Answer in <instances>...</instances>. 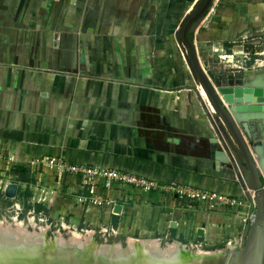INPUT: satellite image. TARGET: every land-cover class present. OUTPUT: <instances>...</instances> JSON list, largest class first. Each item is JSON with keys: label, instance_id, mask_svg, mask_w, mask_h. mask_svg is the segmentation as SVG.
<instances>
[{"label": "crops", "instance_id": "obj_1", "mask_svg": "<svg viewBox=\"0 0 264 264\" xmlns=\"http://www.w3.org/2000/svg\"><path fill=\"white\" fill-rule=\"evenodd\" d=\"M197 1L0 0V188L17 183L24 198L28 186L13 171L27 168L38 181L27 200L81 227L116 224L141 239L179 243L235 240L251 203L233 169L210 156L217 144L208 105L192 90L176 38ZM258 26L264 0H216L194 33L207 73L221 69L212 59L225 42ZM37 158L217 192L240 204L212 209L168 190L58 178L33 167Z\"/></svg>", "mask_w": 264, "mask_h": 264}, {"label": "water", "instance_id": "obj_2", "mask_svg": "<svg viewBox=\"0 0 264 264\" xmlns=\"http://www.w3.org/2000/svg\"><path fill=\"white\" fill-rule=\"evenodd\" d=\"M215 1L198 0L176 38L197 84L192 90L208 105L206 113L216 135L212 142L217 144L210 156L217 166L224 164L233 169L251 203L242 237L231 240L222 250L201 254L185 249L186 245L170 248V244L152 239L109 244L93 237L50 238L46 231L0 224V258L5 257L0 264H264V150L258 152L262 156L259 160L257 149L253 150L249 142V120L264 112V86L259 81L232 86L214 82L208 75L200 61L194 33L208 20ZM257 117L264 119V114ZM5 197L20 199L17 183L6 186ZM115 212H120V206ZM12 255L20 260L11 261Z\"/></svg>", "mask_w": 264, "mask_h": 264}, {"label": "rangeland", "instance_id": "obj_3", "mask_svg": "<svg viewBox=\"0 0 264 264\" xmlns=\"http://www.w3.org/2000/svg\"><path fill=\"white\" fill-rule=\"evenodd\" d=\"M222 56H227V58L222 59ZM212 60L217 62L221 67L220 70H210L208 73L214 82L218 81L222 84L236 86L246 85L251 82L257 83L259 81L260 85L264 86V73L260 72V70L264 69V26H258L254 33H248V37L246 36L242 38H236L235 41L225 42L224 52L214 54V59ZM202 64L204 65L206 71H208V61L206 60L203 62L202 59ZM245 69L248 74L253 71H259L249 75L255 77V74L260 73V77L262 78H257L256 76L255 79L258 80L252 79L245 74ZM261 113L264 114V112ZM258 115L256 114L254 118H251V121H249V131L251 134L249 142L253 150L255 148L257 149V151H255V155L259 160H261L262 156H260V153L258 152L264 150V122L260 121L261 118L257 117ZM262 121H264V119H262ZM13 172L16 174L17 170H14ZM14 178L15 177H4V180H12ZM2 188L5 189L6 186H2L0 190ZM1 199L2 198L0 197V202L2 203L3 207V209L0 211V221L3 222H0L1 224L18 225L24 229L26 228L32 231H46L47 236L50 238L54 236H58V238L62 239H68L69 237L73 236H78L80 238L93 237L97 242H106L109 244H125L126 242H132L133 240L141 239L135 235H131L127 231L118 229L116 226L114 229L112 227L105 226L99 228L90 226L81 227L80 225L73 224L71 220L52 214L51 211L49 215L45 211H38L36 204L45 206L44 203H34L22 198L15 199L16 202L9 206V203L6 200L1 201ZM242 233L243 231L238 234V239L242 237ZM148 239L151 240L150 238ZM229 240L223 243L219 242L217 245H204V243H200L198 241L194 243H179L174 242L171 239H163L162 241L157 240L156 242L159 241V243L161 242L162 245L170 244V247L176 246L175 244L179 243L181 245H186V247L197 249V252H206L204 254H208L210 252L224 249L230 242Z\"/></svg>", "mask_w": 264, "mask_h": 264}, {"label": "built area", "instance_id": "obj_4", "mask_svg": "<svg viewBox=\"0 0 264 264\" xmlns=\"http://www.w3.org/2000/svg\"><path fill=\"white\" fill-rule=\"evenodd\" d=\"M33 167L48 168L52 174L56 177L62 176H83L84 178H93L98 180H104L107 188H114L118 184H127L136 188H143L149 191H164L168 190L172 193H176L178 197L188 198L191 200H199L209 204L212 209L220 206L236 207L240 204L237 197L224 195L217 192L203 191L200 189H193L181 184L163 183L159 181L149 180L143 177H135L120 173L116 170L96 169L88 168L82 165H73L63 159L48 158V159H34L32 160ZM95 203L101 205L102 201H95ZM18 206L17 204H15ZM14 205V206H15ZM3 209L0 202V211Z\"/></svg>", "mask_w": 264, "mask_h": 264}, {"label": "trees", "instance_id": "obj_5", "mask_svg": "<svg viewBox=\"0 0 264 264\" xmlns=\"http://www.w3.org/2000/svg\"><path fill=\"white\" fill-rule=\"evenodd\" d=\"M16 170H17L16 174L18 176L16 179L17 182L26 183L28 186L27 190L25 191V195H24V198L28 199L32 196L31 192L29 191V187L36 185L38 181L36 179H34V177H32L31 174L28 173L29 171L27 168H18ZM0 197L2 198L1 201L6 200L9 203V206L16 202L15 199H7L5 197V189L4 188H2L0 190ZM36 206L38 207V209H37L38 211H45L46 213H48V215L50 214V210L49 209L47 210L46 206L41 205V204H38V205L36 204ZM114 226L117 227L116 224Z\"/></svg>", "mask_w": 264, "mask_h": 264}, {"label": "bare ground", "instance_id": "obj_6", "mask_svg": "<svg viewBox=\"0 0 264 264\" xmlns=\"http://www.w3.org/2000/svg\"><path fill=\"white\" fill-rule=\"evenodd\" d=\"M255 75H256V74H255ZM200 91H201V93H202V96L205 97L204 99H205V101H206V95H205L203 89L200 88ZM206 102H207V101H206ZM0 224H1V223H0ZM75 234H77V233H75ZM77 235H78V234H77ZM133 241H135V240H133ZM133 241H132V242H133ZM73 242L79 243L77 239H74ZM132 242H131V243H132ZM158 242H159V241H158ZM175 245H176V246H172V247H173V248H176V247H179V246L184 247V245H181V244H179V243H178V244H175ZM185 247H186V246H185ZM170 248H171V247H170ZM185 249H189L190 251H196V252L198 251L197 249H192V248H190V247H186ZM199 250H200V249H199ZM199 253H200V252H199ZM201 254H204V253H201ZM12 257H13V255H12ZM12 257L10 258L11 261H12V260H20V259L18 258V256H17L16 258H14V257L12 258ZM4 259H5L4 256H2V257L0 258V260H4ZM6 259H7V258H6ZM187 259H189V258H187ZM8 261H9V259H7V262H8Z\"/></svg>", "mask_w": 264, "mask_h": 264}]
</instances>
